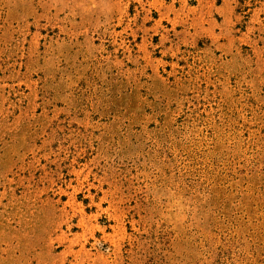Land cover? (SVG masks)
<instances>
[{
  "label": "rangeland",
  "instance_id": "1",
  "mask_svg": "<svg viewBox=\"0 0 264 264\" xmlns=\"http://www.w3.org/2000/svg\"><path fill=\"white\" fill-rule=\"evenodd\" d=\"M0 264H264V0H0Z\"/></svg>",
  "mask_w": 264,
  "mask_h": 264
}]
</instances>
